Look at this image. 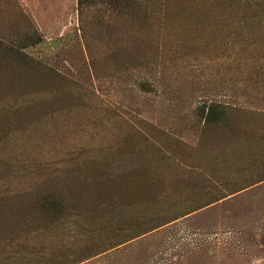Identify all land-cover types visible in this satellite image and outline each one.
<instances>
[{"label": "rangeland", "instance_id": "374dc122", "mask_svg": "<svg viewBox=\"0 0 264 264\" xmlns=\"http://www.w3.org/2000/svg\"><path fill=\"white\" fill-rule=\"evenodd\" d=\"M1 45L0 264H264V0H0Z\"/></svg>", "mask_w": 264, "mask_h": 264}, {"label": "trees", "instance_id": "16d2710c", "mask_svg": "<svg viewBox=\"0 0 264 264\" xmlns=\"http://www.w3.org/2000/svg\"><path fill=\"white\" fill-rule=\"evenodd\" d=\"M126 4H128V3L126 2L125 5H126ZM0 49H1V52H3V53H5V54L10 55V56L13 57L14 54H13V50H12L11 48H8V47L5 46V45H1V46H0ZM47 208H48V207H47ZM60 212H61V208H60L59 206H56L52 212L47 213V214L50 216V218H52V217H54V216H57ZM54 214H55V215H54ZM58 216H59V215H58Z\"/></svg>", "mask_w": 264, "mask_h": 264}]
</instances>
